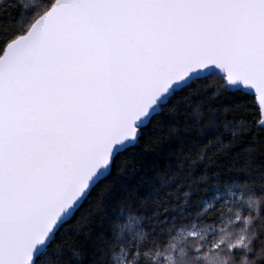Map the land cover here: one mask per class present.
Returning <instances> with one entry per match:
<instances>
[{"label": "snow or ice", "instance_id": "obj_1", "mask_svg": "<svg viewBox=\"0 0 264 264\" xmlns=\"http://www.w3.org/2000/svg\"><path fill=\"white\" fill-rule=\"evenodd\" d=\"M0 264H264V0H0Z\"/></svg>", "mask_w": 264, "mask_h": 264}]
</instances>
